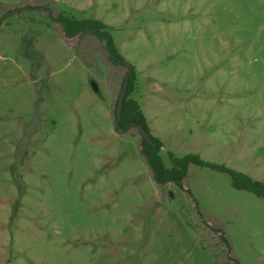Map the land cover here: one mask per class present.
I'll return each instance as SVG.
<instances>
[{
	"label": "rangeland",
	"instance_id": "374dc122",
	"mask_svg": "<svg viewBox=\"0 0 264 264\" xmlns=\"http://www.w3.org/2000/svg\"><path fill=\"white\" fill-rule=\"evenodd\" d=\"M47 10L109 26L168 167L264 183V0H0V264H234L223 236L264 264V199L196 165L158 186L116 131L120 70Z\"/></svg>",
	"mask_w": 264,
	"mask_h": 264
},
{
	"label": "trees",
	"instance_id": "16d2710c",
	"mask_svg": "<svg viewBox=\"0 0 264 264\" xmlns=\"http://www.w3.org/2000/svg\"><path fill=\"white\" fill-rule=\"evenodd\" d=\"M47 13L52 20L62 27L66 38L73 39L76 37H90L96 40L101 49H103L107 62L111 67L120 70L121 77L117 81L119 83V89L114 107L115 121L120 94L125 85L126 92L122 108V116L119 121V126L116 127V131L123 136L129 137H135L132 133L134 130L138 133V149L146 161L151 175L158 186L163 187L168 183H174L178 188L184 189V181L187 178L189 167L191 165H196L226 173L230 176L232 186L235 189L249 191L264 199V183L254 180L244 173L232 170L225 165L205 161L198 154H188L182 158H178L172 152H169L168 157L171 162V167H168L160 155L162 147L161 142L150 135L152 140V143H150L141 132L140 128L143 127L149 133L147 121L138 102L130 97L136 89L137 74L135 68L126 62L118 52L113 37L109 31V26L98 19H79L73 15H67L65 13L54 16L49 10H47ZM108 85L110 93L113 94L112 88L115 85L113 84V79L109 80ZM217 231L222 232V230L219 229ZM223 240L231 254V256L229 254L230 259L234 264H240L232 252L229 238L223 236Z\"/></svg>",
	"mask_w": 264,
	"mask_h": 264
},
{
	"label": "water",
	"instance_id": "95a60500",
	"mask_svg": "<svg viewBox=\"0 0 264 264\" xmlns=\"http://www.w3.org/2000/svg\"><path fill=\"white\" fill-rule=\"evenodd\" d=\"M92 87L95 91L98 90V86L95 82H92ZM125 92H126V85L124 87V89L122 90L121 94H120V98H119V104H118V108H117V117H116V126H119V121L121 119L122 116V108H123V102H124V96H125ZM141 132L143 134V136L150 142L152 143V140L150 138L149 133L146 131V129H144L143 127L140 128ZM154 145V144H153Z\"/></svg>",
	"mask_w": 264,
	"mask_h": 264
}]
</instances>
